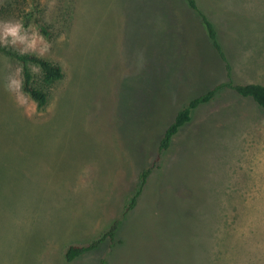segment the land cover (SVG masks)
I'll list each match as a JSON object with an SVG mask.
<instances>
[{
	"label": "rangeland",
	"instance_id": "374dc122",
	"mask_svg": "<svg viewBox=\"0 0 264 264\" xmlns=\"http://www.w3.org/2000/svg\"><path fill=\"white\" fill-rule=\"evenodd\" d=\"M4 1L0 44L64 78L37 111L0 56V264H264V115L251 101L222 91L154 165L179 109L227 81L185 1L35 0L49 41L3 15ZM195 1L233 81L264 85V0ZM116 222V248L65 262L67 245Z\"/></svg>",
	"mask_w": 264,
	"mask_h": 264
},
{
	"label": "trees",
	"instance_id": "16d2710c",
	"mask_svg": "<svg viewBox=\"0 0 264 264\" xmlns=\"http://www.w3.org/2000/svg\"><path fill=\"white\" fill-rule=\"evenodd\" d=\"M28 1L27 10L25 11L17 9V0H5L1 13H4L3 15L5 16L16 17L20 20L22 28L31 27L43 40L49 41L53 34L51 25L45 20L43 12L38 9L35 0ZM184 1L187 6L199 17L208 41L217 53L219 59L224 64L225 77L227 81L223 84L215 86L206 93L191 99L185 106L179 109L172 122L162 133L161 139L158 143L154 165L160 161L161 156L171 147L180 130L189 124L193 111L200 106L212 102L216 96L224 90L233 92L241 100L251 101L254 104L256 111L264 115V85L255 83H235L233 81L231 68L218 44L214 25L199 9L195 0ZM0 56L19 67L21 93L29 99L37 111L43 110L49 103L51 89L64 78V72L61 66L38 54L19 52L10 46L2 44H0ZM154 167L155 166L143 169L139 172L138 190L136 191L134 197L128 202L126 206V213L135 208L136 198L144 192L148 178ZM119 224L120 222L114 223L106 232L100 234L97 238L88 243L82 245H67L63 249L62 253L65 262L71 263L79 258H82L90 252H93L105 241L110 242L111 249L116 248V246L121 243V239H118V241L116 240V230ZM99 264L107 263L102 260Z\"/></svg>",
	"mask_w": 264,
	"mask_h": 264
}]
</instances>
